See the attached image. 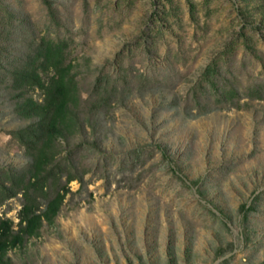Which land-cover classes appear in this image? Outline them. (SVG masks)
<instances>
[{"label":"rangeland","instance_id":"obj_1","mask_svg":"<svg viewBox=\"0 0 264 264\" xmlns=\"http://www.w3.org/2000/svg\"><path fill=\"white\" fill-rule=\"evenodd\" d=\"M43 35L77 81L55 159L75 178L10 263L264 264V0H0L1 167L30 162L5 69Z\"/></svg>","mask_w":264,"mask_h":264},{"label":"trees","instance_id":"obj_2","mask_svg":"<svg viewBox=\"0 0 264 264\" xmlns=\"http://www.w3.org/2000/svg\"><path fill=\"white\" fill-rule=\"evenodd\" d=\"M67 42L64 38L41 36L35 47L23 58L10 62L5 75L11 86L19 90L16 112L35 119L27 126L12 131V136L24 148L30 162L25 169L0 166V203L21 194L18 225L11 219L0 218V264H11L7 251L19 246L25 238L37 236L43 222L50 224L57 215L68 192L67 184L75 174L67 173L61 182V163H55L59 138L65 139L78 132L77 81L67 60ZM2 66V64H0ZM209 66L204 75H212ZM209 77V76H208ZM100 80V79H99ZM26 88H37L41 100L27 94ZM234 89L220 91L222 99L233 95ZM45 200L42 207L41 200ZM250 204L247 210H251ZM244 209V208H243Z\"/></svg>","mask_w":264,"mask_h":264}]
</instances>
